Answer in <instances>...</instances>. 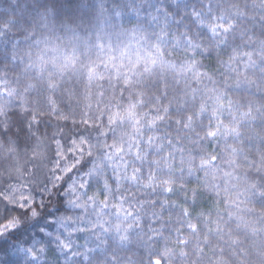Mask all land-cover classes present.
<instances>
[{"label": "trees", "instance_id": "trees-1", "mask_svg": "<svg viewBox=\"0 0 264 264\" xmlns=\"http://www.w3.org/2000/svg\"><path fill=\"white\" fill-rule=\"evenodd\" d=\"M0 264H264V0H0Z\"/></svg>", "mask_w": 264, "mask_h": 264}]
</instances>
